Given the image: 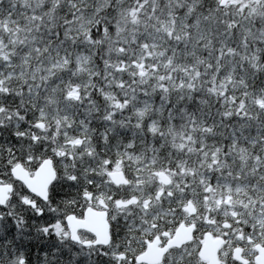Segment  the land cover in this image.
Wrapping results in <instances>:
<instances>
[{
  "label": "clouds",
  "instance_id": "clouds-1",
  "mask_svg": "<svg viewBox=\"0 0 264 264\" xmlns=\"http://www.w3.org/2000/svg\"><path fill=\"white\" fill-rule=\"evenodd\" d=\"M21 3L31 10L24 30L12 36L0 31V76L9 74L3 87L11 92L27 85L20 107L41 121L39 134L46 147L50 144L49 152L37 158L55 155L56 179L75 177L76 187L66 186L58 199L71 192L82 203L80 189L99 190L110 202L116 236L109 247L123 246L133 257L154 236L153 213L164 201L176 220L205 225L179 248L186 264H204L199 239L205 231L224 235V221L232 227L219 250L221 264L237 261L232 250L242 244L235 235L242 227L251 229L245 236L264 243V61L255 55L264 50V0H225L223 5L220 0H0V10ZM73 12L72 22L63 24ZM224 92L229 95L222 98ZM125 97L124 107H116ZM233 97L246 100L240 112ZM106 115L111 117L103 124L107 135L97 140L101 131L93 121ZM120 129L129 135L122 136ZM75 138L81 143L66 142ZM117 164L128 184L111 181L108 173ZM159 173L171 183L162 184ZM161 189L164 195L157 198ZM117 191L121 200L135 196L137 202L118 207L112 199ZM189 202L194 213L185 211ZM243 246L254 264L251 246L246 241ZM5 248L0 264H13L21 251L26 264H70L69 253L75 251L71 242L51 241L52 252L32 253L29 260L30 248L5 245L0 251ZM166 254L171 264L176 253ZM111 258L109 252L104 260Z\"/></svg>",
  "mask_w": 264,
  "mask_h": 264
},
{
  "label": "snow or ice",
  "instance_id": "snow-or-ice-1",
  "mask_svg": "<svg viewBox=\"0 0 264 264\" xmlns=\"http://www.w3.org/2000/svg\"><path fill=\"white\" fill-rule=\"evenodd\" d=\"M221 5L224 4L225 0H220ZM28 5L21 3L14 5L9 8L7 11L0 10V31H5L12 36L13 33L17 35L24 30L25 25L27 24V19L29 16ZM75 13H68L65 17V20L62 21L63 24L68 25L72 22ZM103 30V29H101ZM109 31H115L113 25H108ZM98 32L94 29L93 36H96ZM63 32H57V36H62ZM37 51L39 48L36 49ZM26 55H31V53L25 52ZM11 55V54H10ZM255 55L259 56L261 61H264V50H257ZM8 57H6L7 59ZM4 64L0 63V68H3ZM239 68V66H237ZM221 74L223 70H219ZM9 75L4 73L3 76ZM3 76H0V117H3L4 122L0 123V184H10L11 192L8 194V198L5 202L0 203V245H11L13 250L15 248H23V243H17L16 241L21 240V237L25 240H31L33 236L36 238H43L50 236L52 239L59 237L64 242H71L72 248L79 246L80 251H72L69 253L71 256L70 264H96V259L103 261V264H116V261L119 259L120 255L124 252L123 246L117 245L115 251L109 247L116 240V236L112 234L111 241H105L100 245L84 244L80 240H75L69 234H67V219L70 216H79L84 217L86 210L89 208L100 207L103 208L105 205L109 207L110 202H106L104 196L99 190L97 192H92V185H89L87 191L80 189L77 195H82L83 202L81 203L78 200L72 199V193L67 192L63 194L62 199L60 193L57 191L58 188L63 189L67 187H76L73 183L75 177H66L64 180L56 179L57 170L55 164L59 163V160L55 158V155L52 158H37V155L40 152L48 153L50 150L49 147H46V141L41 139L40 129L43 127V124L40 120H35L33 118L34 114L31 112H26L24 108L20 107L23 95V90L27 88V85H24L21 90L17 92H11L8 88L3 87ZM255 79V77H253ZM242 84L245 85L244 95L247 96L246 84L247 82L242 81ZM211 88V85L209 86ZM255 87V85H253ZM214 91V89H213ZM74 93L69 91L68 95L72 96ZM95 95V93H93ZM229 93L224 92L221 94V97L228 96ZM233 100L236 104L240 105V108L237 109V112H240L245 101H241L238 97H233ZM127 102V98H123L122 103L119 107L123 108L124 103ZM264 104V98L260 101ZM218 104L220 101L217 102ZM4 110H8L7 116H4ZM15 111V116L12 115V111ZM234 119H241V117H233ZM111 117L105 116L104 121L99 125H96L97 131H101V137H96L97 140H100L102 136L107 135V131L103 129V124L105 122H110ZM75 136V133H73ZM111 139V137H109ZM36 142V143H34ZM69 144H80L81 140L75 138L72 140L66 141ZM64 159L67 160V154H64ZM11 160V163L8 161ZM51 161L53 167L55 168V179L48 186V192L46 197L39 196L36 192L32 191L22 180L17 179L12 174V169L15 164L18 162L22 164L25 168L29 169L31 172H35L40 168L42 163ZM78 163V162H77ZM111 168V164H109ZM213 176V180H215ZM111 196V193L108 194ZM134 197V196H133ZM133 197L126 199L130 200ZM93 199L96 200V203H93ZM115 200V204H119L121 199L119 198V191L117 195L112 197ZM75 205V207H73ZM131 206V204H129ZM76 208H79V211H76ZM108 217L110 213L108 212ZM154 214V213H153ZM151 218V217H149ZM129 219H132V216H129ZM127 223V221H125ZM135 223H140L139 220H136ZM63 225L64 231H59L57 225ZM146 226V225H145ZM167 225H165V231H167ZM203 223L199 224L194 230L193 235H196V231H199V228H204ZM245 231H248V228L245 227ZM160 232V228H155L154 235ZM15 239L8 240V237H13ZM87 237L90 240H94L95 236L92 233L81 234V240L84 237ZM153 236H149L151 240ZM160 239L163 243H167V236L161 235ZM241 243H243L241 241ZM163 246V245H162ZM97 248L100 249L97 253ZM199 250V249H198ZM109 252H112L111 261L104 260V257L109 255ZM167 252H175L171 258V264H186L185 255L181 254V249L179 248H169ZM167 252L163 255V264H168L169 257ZM7 254V249L0 251V255ZM85 257L84 259H80ZM13 264H26V258L21 251L17 256L13 257ZM122 264H126V260L122 261ZM162 264V261H161ZM234 264H239V261H235Z\"/></svg>",
  "mask_w": 264,
  "mask_h": 264
},
{
  "label": "water",
  "instance_id": "water-1",
  "mask_svg": "<svg viewBox=\"0 0 264 264\" xmlns=\"http://www.w3.org/2000/svg\"><path fill=\"white\" fill-rule=\"evenodd\" d=\"M12 174L19 180H22L32 191L36 192L41 197H46L48 192V186L55 179V168L51 161L42 163L40 168L37 169L33 175L30 174L22 165H16L12 169ZM111 181L119 186L121 184H128L129 181L126 178L124 172L113 171L109 174ZM162 184H169L162 174L159 175ZM11 192L10 185H0V203L7 200L8 194ZM137 202V198H132L128 201H120L117 204L118 207H127L129 204ZM189 213H194L196 208L194 205L187 207ZM108 212L104 210H98L95 208H89L86 210L83 218H77L76 216H70L67 219V226L70 231V235L75 240H80L79 233L81 231L92 233L95 236L94 242H83L84 244L100 245L105 241H111L110 223L108 221ZM226 227H229L227 225ZM196 229L195 224L186 225L182 223L175 231L174 235L162 246V240L160 237L154 238L151 242H148L146 251L136 258L138 264H161L162 257L169 248H180L186 243L194 240L193 232ZM226 243L224 238H214L211 233H207L204 237L203 244L199 251L200 259L208 264H221L219 259V250ZM258 255L255 258L256 264H264V247L256 246ZM233 256L241 264H248L249 262L243 258V249L236 247L233 250ZM121 259H125V255L120 256Z\"/></svg>",
  "mask_w": 264,
  "mask_h": 264
},
{
  "label": "trees",
  "instance_id": "trees-1",
  "mask_svg": "<svg viewBox=\"0 0 264 264\" xmlns=\"http://www.w3.org/2000/svg\"><path fill=\"white\" fill-rule=\"evenodd\" d=\"M140 68H141V71H143V66H142V65L140 66ZM157 99H159V98L157 97ZM120 103H122V101H117V103H116V107L119 108ZM93 123H96V124L99 125V124L102 123V122L97 123L96 121H93ZM120 134H121L122 136H125V137H127V136L129 135V133L125 132L123 129H120ZM16 165H22V164H20V163L18 162V163L15 164L14 166H16ZM14 166H13V167H14ZM22 166H23V165H22ZM23 167H24V166H23ZM24 168H25V167H24ZM25 169L29 171V169H27V168H25ZM115 170H121V171H123V170L121 169V167H120L119 164H117L114 168H112V170H111L110 172L115 171ZM29 172H30V173H33V172H31V171H29ZM110 172H109V173H110ZM109 173H108V175H109ZM159 174H163V175H165L166 177H168V175H167L166 173H159ZM6 185H10V184H6ZM57 191L60 193V195H62V193H63V189L58 188ZM206 191L210 192V191H211V188L209 187L208 189H206ZM158 192H159V190L155 193V195H156L157 198H160V197H162V196L164 195V194H159ZM167 195L171 196L172 193H171V192H170V193L168 192ZM134 197H135V196H134ZM136 198H137V197H136ZM205 199H207V197H205ZM123 201H126V200H123ZM145 202L150 203L149 200H145L144 203H145ZM227 202H228V203H231V197H228V198H227ZM217 203H218V204H222V203H224V201L218 200ZM189 204H191V202H189L187 205H185V207L188 206ZM170 207H171V206L168 205L166 201H164V202L162 203V205H161V208L158 209L156 213H154V215L156 216V219L153 221L152 228L155 229V228L159 227L160 224H163V229H160V232H159V233H156V235H154L152 239H154L156 236H159V237H160L161 235H166L167 238H169L170 236H172V235L174 234L175 230L177 229V227H178L181 223H186V222L183 221V220H176L175 217L172 216L170 212L165 211V209H168V208H170ZM96 208H100V207H96ZM100 209H103V210H107V211H108V208H107L106 205H105L103 208H100ZM232 215H237V214H236L235 212H233ZM76 217L81 218V217H79V216H76ZM204 219H205V221L208 222V223H210V222H212V221L216 222V221L213 220L210 216H206ZM193 223H194V222H193ZM186 224H190V223H186ZM195 224H196V223H195ZM226 224H230L229 221H224V222H223V228H224L226 231H225L224 235H222V236H225V235H226V237L228 238V235H229V233H230V231H231V227H232V225L230 224V229H226V228H225V225H226ZM165 225L168 226V227H167V231L164 230V229H165ZM196 226H197V225H196ZM56 227H57V229H58L59 231H64V226H63V225H59V224H58ZM248 231H251V229L248 228ZM248 231H247V232H248ZM208 232L212 233L213 236H215V237H216V236H220V237H222L221 235H216V234H214V233L211 232V231H205V232L201 235V237H200V239H199V245L201 244L200 241L203 239L204 235H205L206 233H208ZM245 232H246V231H245V228L242 227L241 230H239V231H237V232L235 233V235H237V237H238L239 234L242 235V238H241V239H243V241H245V240L249 241L250 244L253 245V246L261 245V246L264 247V243L254 241V238H253L252 235H247V236H245ZM82 233H83V234H86V233H84V232H82ZM82 233H81V234H82ZM0 234H3V233H0ZM67 234L70 235L68 227H67ZM81 234H80V236H81ZM111 238H112V230H111ZM195 238H196V237H195ZM7 239H8V240H13V239H15V235H13V237H8ZM152 239H151V240H152ZM257 239H259V238H257ZM82 240H83V241H90V239H88L86 236H85ZM51 241H62V242H63V240L60 239L59 237H57L56 239H52L50 236H48V237H43V238H36L35 236H33V238H32L30 241H29V240H25V239H23V237H21V240L16 241V242H17V243H23V247L30 248V251L28 252V259L31 260V254H32V253L38 256L41 252H43V251H45V250H47V251H49V252H52L53 249H52V248H48V244H49V242H51ZM147 241H150V239L148 238V239H146V240L143 241V244L145 245V247L143 248V250H142L138 255H135L134 257L131 256L129 253H125V252L122 253V254L126 255L125 260L127 261V264H137L136 261H135V259H136L137 256H139L140 254H142V253L146 250ZM3 246H5V245H0V247H3ZM7 246H8V247H11L10 244L7 245ZM97 249H99V248H97ZM199 249H200V247H199ZM74 250L77 251V252H79V251H80L79 246H77L76 248H74ZM99 251H100V249H99ZM122 254H121V255H122ZM65 255H67V252H65ZM84 258H85V257H81L80 259H84ZM95 258H97V257H95ZM246 258L250 260L249 257H246ZM69 259H71V256H69ZM97 259H98V258H97ZM118 260L123 261V260H121L120 258H119ZM201 261H202V260H201ZM251 261L254 262V258H253V256L251 257ZM204 264H207V263L204 262ZM254 264H255V262H254Z\"/></svg>",
  "mask_w": 264,
  "mask_h": 264
},
{
  "label": "rangeland",
  "instance_id": "rangeland-1",
  "mask_svg": "<svg viewBox=\"0 0 264 264\" xmlns=\"http://www.w3.org/2000/svg\"><path fill=\"white\" fill-rule=\"evenodd\" d=\"M167 179H168L169 181H171L169 177H167ZM158 193H159V194H164L163 189L159 190ZM169 193H170V192H169ZM148 205H149L148 202H145V203H144V207H145V208H148ZM186 208H187V206L185 207V211H186ZM186 212H187V211H186ZM207 223H208V222H207ZM210 223H211V224H215L214 221H212V222H210ZM236 237H237V235H236ZM203 238H204V237H203ZM237 239H238V237H237ZM239 240L242 241V242H244L243 239H239ZM245 241L247 242L248 245L251 246V251L255 253L254 256H253V258H255V256H256L257 253H256V251H255V249H254V246L251 245L249 241H247V240H245ZM200 242H201V244H200V247H201V245H202V243H203V239H202ZM240 246L243 247L244 252H245V248H244V246H243V243L240 244ZM245 256H246V257H249L248 255H245Z\"/></svg>",
  "mask_w": 264,
  "mask_h": 264
},
{
  "label": "bare ground",
  "instance_id": "bare-ground-1",
  "mask_svg": "<svg viewBox=\"0 0 264 264\" xmlns=\"http://www.w3.org/2000/svg\"><path fill=\"white\" fill-rule=\"evenodd\" d=\"M1 185H3V184H1Z\"/></svg>",
  "mask_w": 264,
  "mask_h": 264
}]
</instances>
